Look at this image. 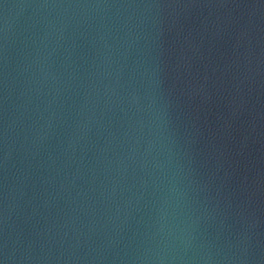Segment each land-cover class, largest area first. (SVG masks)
I'll return each mask as SVG.
<instances>
[{
  "label": "water",
  "instance_id": "water-1",
  "mask_svg": "<svg viewBox=\"0 0 264 264\" xmlns=\"http://www.w3.org/2000/svg\"><path fill=\"white\" fill-rule=\"evenodd\" d=\"M264 196V0H0V264H245Z\"/></svg>",
  "mask_w": 264,
  "mask_h": 264
}]
</instances>
